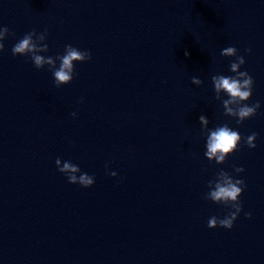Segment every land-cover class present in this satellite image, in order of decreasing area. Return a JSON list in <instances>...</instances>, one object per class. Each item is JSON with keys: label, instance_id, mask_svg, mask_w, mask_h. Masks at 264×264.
Here are the masks:
<instances>
[{"label": "water", "instance_id": "water-1", "mask_svg": "<svg viewBox=\"0 0 264 264\" xmlns=\"http://www.w3.org/2000/svg\"><path fill=\"white\" fill-rule=\"evenodd\" d=\"M0 24V264H264V106L236 124L212 79L234 74L221 49L235 45L264 104V0H0ZM33 29L48 30L41 54L91 51L71 84L55 85L58 60L13 55ZM225 123L260 135L219 163L207 136ZM224 173L246 182L244 211L213 229Z\"/></svg>", "mask_w": 264, "mask_h": 264}, {"label": "clouds", "instance_id": "clouds-1", "mask_svg": "<svg viewBox=\"0 0 264 264\" xmlns=\"http://www.w3.org/2000/svg\"><path fill=\"white\" fill-rule=\"evenodd\" d=\"M9 33V27L0 24V50L5 48L3 41L8 37ZM47 35V29L44 31L33 29L25 33L13 45L12 53L16 56H30L38 69H43L46 65H56L58 60L59 66L53 69L54 83L57 87L69 85L73 82L76 63L90 61L92 53L90 50L67 44L65 51L62 54H57V56L41 54L49 50V45L46 42L38 43L37 38L39 41H46ZM247 51L251 53L252 49L248 48ZM221 52L227 57L234 58L230 62L231 73L234 74H220L213 76L212 79L217 92H222L227 96L223 101L226 112L236 117L235 122L239 125L245 120L256 116L264 104H262L261 100L250 103L254 94L255 80L247 69H242V66L247 63L245 56L240 53V50L235 45L223 47ZM192 80L196 84L202 83V80L196 76L192 77ZM77 115L78 113L72 112L73 117ZM199 119L207 126L208 119L206 115L201 114ZM259 135L258 132H252L245 138L239 128L230 127L227 123L222 124L210 130V134L207 136L205 155L209 159H215L217 162L222 163L229 156L234 155L245 140L249 148L255 149ZM56 165L59 171L73 184H80L85 188H89L96 183L95 176L81 170L77 164L61 163V157H57ZM233 168L238 174L245 171L243 166L234 164ZM110 175L115 177L118 173L111 171ZM246 187V182L239 176L233 177L228 173H224L221 176L216 182L215 188L211 190L210 198L216 202L222 201L228 211L222 217L211 216L208 220L210 228L223 227L232 229L234 227L235 222L244 211L241 197ZM245 215L251 218L252 213L247 212Z\"/></svg>", "mask_w": 264, "mask_h": 264}]
</instances>
